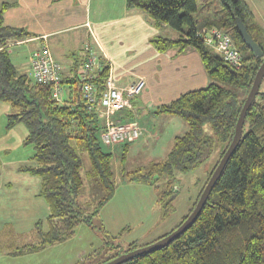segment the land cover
I'll use <instances>...</instances> for the list:
<instances>
[{
	"label": "trees",
	"instance_id": "trees-1",
	"mask_svg": "<svg viewBox=\"0 0 264 264\" xmlns=\"http://www.w3.org/2000/svg\"><path fill=\"white\" fill-rule=\"evenodd\" d=\"M217 1L221 10H214L203 20H198L199 0H126L127 9L142 12L156 27L164 24L177 33L176 38L151 37L149 43L156 51L182 53L195 50L210 79L207 86L183 93L152 111L156 115L177 117L188 127L185 134L174 139L166 157L132 171H121L120 177L128 184L140 183L155 190L157 204L166 217L172 208L175 175L189 173L201 166L206 168L202 186L187 214L168 233L150 243L174 231L192 212L232 141L242 105L264 57L255 58L240 39L237 19L242 20L264 53V32L245 2ZM13 4L0 3V102L11 109L6 117V128L22 124L27 130L24 144L33 148V165L24 171L40 179L39 195L50 213L45 230L41 228V221L35 225L37 240L15 248L9 255L18 257L41 252L73 238L77 227L85 225L100 229L102 250L81 255L75 264H97V259H102L103 249L110 247L108 240L131 229L126 227L113 237L99 219L100 210L113 198L116 190L111 154L105 151L100 140L105 129L104 119L100 117L99 107L87 108L81 90L84 82L80 77L77 80V74L69 83L73 86L72 98L62 101L55 99L50 84H37L30 74L13 65L9 43L32 36L23 28L4 25V13ZM222 27L228 29L235 47L241 52L242 65L238 69L229 66L204 42L207 31ZM87 56L88 53L82 63H78L82 69ZM101 65L95 78L89 76L97 99L105 90L109 75L108 64L102 61ZM63 84L61 78L60 87ZM115 112L111 118L119 122L114 117ZM131 143L118 144L123 146L122 159ZM78 152L86 153L89 175L101 191L91 212L77 202L83 188L82 161ZM147 244L127 243L122 253ZM119 255L115 253L103 258L98 264ZM121 264H264V92L259 91L247 110L241 139L195 221L168 245Z\"/></svg>",
	"mask_w": 264,
	"mask_h": 264
},
{
	"label": "crops",
	"instance_id": "crops-1",
	"mask_svg": "<svg viewBox=\"0 0 264 264\" xmlns=\"http://www.w3.org/2000/svg\"><path fill=\"white\" fill-rule=\"evenodd\" d=\"M3 2L14 3L4 13V25L23 28L32 34L30 38L14 41L8 45L9 47L28 46L27 58L21 63V66L26 68L23 72L30 74L31 54L46 45L61 69L60 75L64 81L60 94L62 101L72 98L73 86L69 83L75 74L78 80L83 72L78 63H82L86 53H88L87 57L92 55L94 58L88 71L92 78L97 76L104 61L108 64L109 75L118 88L122 89L140 79L143 80L142 92L131 97L129 105L124 110L115 112L114 117L120 123H134L142 129L139 139L130 144L128 153L130 150L135 151V143L146 137L147 141L154 140L151 145L157 151V154L151 155L153 160L148 164L166 157L174 139L185 134L188 127L177 117L156 115L152 111L161 104L175 100L183 93L208 85L210 79L195 50L189 49L182 53H177L175 50L164 53L156 51L149 43L151 37L161 35L176 38L177 34L174 35L164 24L156 27L144 13L127 9L126 0H4ZM166 124H171L172 128L167 130ZM166 135L167 139L159 149V144L163 143L160 137ZM140 149L142 150V146ZM138 185L144 184L131 183L126 187ZM151 194H154L150 205L152 210L150 214L144 216L151 218L143 220V226L146 223L145 227L134 239L125 238L129 243L141 241L147 244L156 239L150 242L144 240L158 218L157 197L155 192L151 191ZM105 209L106 205L100 210L99 219L109 235L117 236L124 228L131 226L125 222L121 223V218L117 216L106 217ZM130 223L139 226L140 229L141 215L133 218ZM81 230L86 235L88 243L86 253L90 254L96 247L93 239L95 237L90 238L89 234L92 231L89 227ZM68 242L70 241L63 243V246ZM15 248H17L15 245L12 248L10 246L3 252L4 255L9 257ZM45 251L44 249L33 255H41L42 258ZM12 257L14 256L9 258ZM77 260L69 264H75ZM43 262L46 264L44 260ZM30 264H37V261L30 259Z\"/></svg>",
	"mask_w": 264,
	"mask_h": 264
},
{
	"label": "rangeland",
	"instance_id": "rangeland-1",
	"mask_svg": "<svg viewBox=\"0 0 264 264\" xmlns=\"http://www.w3.org/2000/svg\"><path fill=\"white\" fill-rule=\"evenodd\" d=\"M3 1L4 0H0V2ZM243 1L251 11L254 20L260 25L264 32V0ZM199 6L201 9L197 18L198 20H203V18L214 10H221V5L217 0H199ZM220 30L229 35L227 28L222 27ZM170 31H172L174 35L177 34L171 29ZM9 53L13 65L19 71H25L26 68L22 67L21 63H24L27 58L28 46L9 47ZM259 91L262 93L264 92V76ZM10 111L11 109L8 104L0 102V264H30V259H32V261H37V264H44L43 260L46 264H69L77 259L79 260V257L81 255H87L86 252L88 251L86 235L83 233V230H81L87 227L84 225H79L78 229H76L75 236L67 240L70 241L68 244L63 246L65 241L61 244L45 248V254L42 256L43 260L41 255L29 254L23 257L9 258L10 256L7 257L3 253L8 250L10 246L11 248L14 245L15 247H21L36 241L37 232L35 225L37 222L41 221V228L45 230L47 228L46 220L50 213L48 205L39 195L40 179L24 171L27 166L33 164L31 160L33 148L30 145L24 144V139L27 134L26 128L22 124L12 129L6 128V117ZM166 125L167 130L172 128L171 124ZM160 139L163 140V143L159 144V149L164 145L167 135L160 137ZM149 141H147L146 137H143L136 142L135 151L133 150V152H131L130 150L129 153L127 152L124 159H122V145L103 146L105 151L111 154L112 169L114 171V180L116 184L114 196L107 202L104 214L106 217L110 215L121 218V223L125 222L131 225V229L114 240H108V242H110V247L109 249H103L102 255H100L102 259L114 255L115 253H120V255L123 254L122 251L125 249V245L129 243L127 240L134 239L139 235L146 224L145 223L143 226V220H149L151 218L149 216H144L150 214L152 210L150 205L153 202L154 194H151V191L154 193L155 190L145 185L126 187L128 183L120 177L122 170L132 171L137 167L148 165V162L153 160L151 159L153 158L151 155L157 154V151L153 149L151 145L154 140L149 139ZM141 146L142 150L140 149ZM78 154L82 161L81 177L83 188L77 202L81 207L91 212L94 208V203L101 196V191L94 178L89 175L90 168L86 153L78 152ZM205 170L203 166H201L189 173H177L175 175L171 211L166 217H163L161 209L157 204L158 218L150 233L147 235L145 234L146 237L144 240L146 242H150L154 238L157 239L162 236L163 233L169 232V230L176 226L183 216L187 214L188 209L191 207L192 202L202 186ZM140 215L142 224L139 229V226H135V224H131L130 222L133 218ZM110 218L112 219V217ZM122 227H120V230ZM91 231V234H89L90 238L95 237L93 238L95 241L94 245L96 246L94 251L97 252L102 250L100 248L103 246V237L102 233H100V229H91ZM159 234L162 235L159 236ZM111 236L116 237L114 235ZM141 236H143V234ZM99 243L101 244L99 245ZM137 244L141 245L144 243L140 241V243ZM117 246L121 247L119 248ZM71 257L74 259L69 260ZM102 259H97V264Z\"/></svg>",
	"mask_w": 264,
	"mask_h": 264
},
{
	"label": "built area",
	"instance_id": "built-area-1",
	"mask_svg": "<svg viewBox=\"0 0 264 264\" xmlns=\"http://www.w3.org/2000/svg\"><path fill=\"white\" fill-rule=\"evenodd\" d=\"M205 44L219 53L224 62L229 66L238 69L241 67V52L235 47L232 39L222 30L213 28L205 33ZM93 56L90 55L87 63L80 74L82 84V95L86 101L87 108L93 110L100 108V117L104 119L105 129L100 135V140L105 146H112L124 142L137 140L142 129L134 123H120L111 118L115 111L125 109L129 105V100L142 92L144 81L138 80L136 83L124 88H118L110 75L106 80V88L99 99L96 98L94 87L89 81V73L93 64ZM30 77L37 84H50L53 87V96L60 99L61 69L59 64L53 59L49 49L43 45L39 50L34 51L30 56ZM97 105V106H95Z\"/></svg>",
	"mask_w": 264,
	"mask_h": 264
},
{
	"label": "water",
	"instance_id": "water-1",
	"mask_svg": "<svg viewBox=\"0 0 264 264\" xmlns=\"http://www.w3.org/2000/svg\"><path fill=\"white\" fill-rule=\"evenodd\" d=\"M236 27L238 29V33L240 36L241 41L243 42L244 46L252 53V55L255 58H262L264 56L263 51L260 49L258 44L252 39L250 34L247 32V28L242 22V20L237 19L236 20ZM264 76V57L262 59V62L254 76L252 86L246 96V99L242 105L238 120L235 125L234 129V135L232 138V141L225 151L224 155L222 156L221 160L219 161L217 167L213 171L211 177L209 178L208 182L206 183L202 193L200 194L195 207L193 208L192 212L188 215V217L182 222L180 226H178L174 231L169 233L167 236L155 241L154 243H151L149 245H145L143 247H139L137 249H134L132 251H128L126 253H123L115 258H113L110 261H107L103 264H121L123 262H126L138 255L141 254H147L152 251L161 249L162 247L168 245L172 240L176 239L180 234H182L184 231H186L190 225L195 221L197 215L201 211L202 207L204 206L213 186L215 185L216 181L218 180L224 166L226 165L228 159L230 158L231 154L233 153L234 149L238 145L241 136H242V128L246 116V112L251 106L253 100L259 93V87L261 84V81Z\"/></svg>",
	"mask_w": 264,
	"mask_h": 264
}]
</instances>
